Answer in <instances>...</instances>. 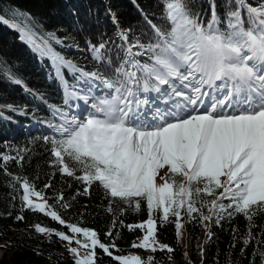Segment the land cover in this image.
I'll return each instance as SVG.
<instances>
[{
	"label": "snow or ice",
	"instance_id": "obj_1",
	"mask_svg": "<svg viewBox=\"0 0 264 264\" xmlns=\"http://www.w3.org/2000/svg\"><path fill=\"white\" fill-rule=\"evenodd\" d=\"M233 2L234 10L227 11L222 20L213 0L211 19L205 24L186 0H163L167 30L145 15L153 32L147 43L139 37L130 40L129 31L118 32L121 44L114 78L87 72L57 52L52 42H63L55 34L38 39L31 28L19 29L20 39L52 63L55 75L50 78L60 83L63 103L69 109L51 106L53 120L47 127L55 133L52 163L68 176H74L75 170L67 161L78 164L82 173L78 179L88 185L98 182L107 196L136 210L142 201L146 203L149 218L127 225L130 231L143 233L131 245L134 249L172 251L157 240L156 212L161 213V225L175 218L178 240L182 211L190 220L193 214L201 221L215 217L217 224L243 214L249 221L244 245L264 239V229L259 238L252 233L254 217L264 214V0L256 5L249 0H228L229 9ZM0 22L8 23L3 17ZM107 47V42H101L89 50L97 63L113 66L111 56H105ZM65 70L78 81L99 82L103 94L70 86ZM8 78L22 83L11 72ZM152 93L163 107L155 106ZM71 101H82L89 109L87 115L71 114ZM44 139L47 142L49 137ZM18 157L4 156L3 160L20 163L23 156L18 153ZM158 176L163 183L156 182ZM13 181V187L20 184L25 208L50 216L72 236L41 225L35 226L36 232H48L88 249L83 258L76 248L70 249L78 256L75 264H95L97 248L116 264H154L153 257L113 255L114 242L105 245L94 230L66 223L27 178L21 182L14 176ZM205 196L213 199H202ZM33 197L44 202H35ZM204 208L210 215H203ZM259 254L264 260V253Z\"/></svg>",
	"mask_w": 264,
	"mask_h": 264
},
{
	"label": "trees",
	"instance_id": "obj_2",
	"mask_svg": "<svg viewBox=\"0 0 264 264\" xmlns=\"http://www.w3.org/2000/svg\"><path fill=\"white\" fill-rule=\"evenodd\" d=\"M212 2L186 0L193 14L199 13L205 24L211 19ZM214 2L217 15L226 20L227 11L234 10V2L232 9L227 7L228 0ZM260 2L249 0L253 5ZM145 15L162 29H168L163 0H0V17L12 20L28 18L30 26L35 29L38 23L46 30H56L58 35L74 36L81 47L78 65L99 71L109 78L115 77L113 67L119 63L120 30L129 31L130 40L139 37L147 43L152 38L153 32L145 22ZM101 42H107L105 56H111L113 66L101 65L93 59L90 45ZM119 55L122 59L123 53ZM47 61L20 39L17 29L0 22V94L7 96L5 99L0 97V264H75L66 241H61L54 234L50 236L48 232L35 231L36 225L64 233L69 232L68 228L42 212L25 208L20 184L16 183L13 187L14 176L20 177L21 182L27 178L34 184L66 223L94 230L105 245L114 242L116 249L111 250L115 254L133 250L131 245L142 235L140 229L130 231L127 225L139 224L149 218L143 201L141 208L136 210L118 198L107 196L98 182L88 185L78 179L82 175L78 164L67 161L75 170V175L62 174L59 165L52 163L55 157L52 155L51 138L55 133L41 125L29 126L31 121L28 117L3 108L6 104L13 108L21 107L24 113H34L33 109L38 108L40 117L48 120L43 100L63 107L57 80L50 78L53 76L52 72H48ZM9 72L22 83L16 84L10 80ZM64 75L66 77L68 73L65 71ZM44 137H49V140L46 142ZM18 153L23 156L20 163L17 162ZM4 156L17 159L5 161ZM60 196L63 200H58ZM202 199L210 201L213 197L205 196ZM64 204L69 207H63ZM121 209L124 211L121 212ZM193 215L195 218L190 220L182 211L186 249L180 238L178 240L175 218L170 217L172 222L161 225V213H155L157 240L172 251L164 249L153 252L151 257L154 264H264L259 254L264 253V239L259 243L253 240L247 247L243 243L249 227V221L243 214H235L231 219L224 218L218 224L213 217L207 228L197 214ZM203 215H210L208 208L203 209ZM254 223L256 227L252 233L259 238L264 229V214L254 217ZM110 230L111 236L108 235ZM95 251V264H116L102 249Z\"/></svg>",
	"mask_w": 264,
	"mask_h": 264
},
{
	"label": "rangeland",
	"instance_id": "obj_3",
	"mask_svg": "<svg viewBox=\"0 0 264 264\" xmlns=\"http://www.w3.org/2000/svg\"><path fill=\"white\" fill-rule=\"evenodd\" d=\"M4 20H6V21H8V24L9 25H12V24H16V25H19V28H17V27H13V28H15V29H17V31L19 32V29L20 28H23V27H25V26H27V27H29L30 26V20L28 19V18H21V17H19V18H17V19H5L4 18ZM38 23L37 24H35V26H36V28L38 27ZM29 28H32V29H35L34 27H32V26H30ZM43 28V27H42ZM45 31H43L42 33H44V35H46V32L47 31H49V30H46V29H44ZM49 32H52V31H49ZM54 33V32H53ZM55 34V36H57V38L59 39V40H61L63 43H61V44H57V43H55L54 41L52 42V44L56 47V49L58 50L59 48L57 47V46H59V47H62V49H59L58 51H60L61 53H63L64 55H65V57L67 58V59H70V60H72L74 63H76L77 64V62H78V60H79V58H80V56H81V52H80V49H81V47L78 45V42H77V40L74 38V36H72V35H64V36H59V35H57V33H54ZM43 35V34H42ZM62 35V34H61ZM45 38H48V36H45ZM57 45V46H56ZM53 46V47H54ZM46 59V58H45ZM46 63H49L48 65H49V67H48V72L50 71V72H52V76L54 77V71L52 70V68H51V65H50V62L49 61H47ZM44 70V69H43ZM85 71H87V72H93V71H91V70H88V69H85ZM78 75V74H77ZM48 78V77H47ZM49 79V78H48ZM50 80V82H51V79H49ZM66 80H67V82H68V84L70 85V86H76V87H78V88H81V89H84L85 91H88L89 89H90V87H89V85H86V84H83L81 81H78L77 80V78H76V76H74L72 73H68V76L66 75ZM57 84H58V88H59V91H60V93H61V102H62V105H63V107H61V108H64L65 110H69L68 109V106H65L64 105V94H63V89H62V87H61V85H60V83L57 81ZM103 89V88H102ZM102 89H100V90H96L94 93H96V94H103L102 93ZM151 95V97H152V99H153V101H154V104H155V106H157V107H163V102H162V100H160V99H156L155 98V96H156V94L155 93H152V94H150ZM0 97H3L2 99H5L7 96H6V94H0ZM44 101V104H45V109L48 111V120L46 119V118H41L40 117V114L39 113H37L38 112V108L37 109H33V111H34V113H31V112H28V113H24V110H23V108H13V106H10V105H8V104H6V105H3V108L4 109H7V110H10V111H13V112H15V113H17V114H21V115H23V116H26V117H28V118H31V124H35V125H37V123H40L42 126H45V127H47V123H49V122H52V120H53V115H52V111H51V106H59L57 103H55V102H52V101H47V100H43ZM73 107L71 108V114L74 112L72 109L75 107V106H77V105H79L80 106V113H79V115L81 116V117H83L84 115H87V112L89 111V109H86L85 108V106L82 104V103H80V104H77V103H70ZM0 107H1V105H0ZM60 107V106H59ZM2 108V107H1ZM34 108V107H33ZM45 120H47V121H45ZM33 122V123H32ZM29 123V122H28ZM27 123V124H28ZM27 124H24L25 126L27 125ZM53 131V130H52ZM167 171V169H164V170H162L161 171V173H160V176H163L164 175V172H166ZM160 176H158L157 177V180H156V182L159 184V183H163L164 182V180L163 179H161L160 178ZM165 179H167V177H165ZM177 179H179V178H177ZM218 192L220 191V190H217ZM35 202H44V201H42V200H37V198L36 197H33L32 198ZM206 216H208V215H206ZM210 221L211 220H209V221H203V224H204V226L207 228L208 227V225H209V223H210ZM181 223H182V225H183V227L180 229V240H181V242H182V244L184 245V247H186V249H187V246H186V244H187V239H186V227H185V224H184V220H183V218L181 219ZM64 233V232H63ZM65 234H67V235H69V236H72V233L69 231L68 233H65ZM143 234V233H142ZM142 236V235H141ZM77 238H79L82 242H83V240H84V238L82 237V236H80V237H77ZM159 242V241H158ZM66 243H67V247H68V249H69V251H70V249L71 248H76L77 249V251H78V253H79V258H83L84 256H86L87 254H88V249H86V248H84V247H81V245L80 244H77V243H75V242H73V243H69V242H67L66 241ZM159 244H161L160 242H159ZM70 253H71V256H72V258L75 260V262H76V260L78 259V256L76 255V254H74L73 252H71L70 251ZM127 254H137V255H140V256H142L143 254H144V259L146 260L148 257H151L152 256V254H153V252L151 251V250H144V252L142 253V251L140 250V249H133V250H130L129 252H127V253H124V254H115V253H113V255H127ZM2 255V252L0 251V256Z\"/></svg>",
	"mask_w": 264,
	"mask_h": 264
},
{
	"label": "bare ground",
	"instance_id": "obj_4",
	"mask_svg": "<svg viewBox=\"0 0 264 264\" xmlns=\"http://www.w3.org/2000/svg\"><path fill=\"white\" fill-rule=\"evenodd\" d=\"M30 27V26H29ZM24 28V27H23ZM32 29V28H31ZM36 34H37V37H38V39L39 38H45L41 33H40V31L39 30H41L42 32L43 31H45L43 28H42V26L39 24L38 25V27H37V29H32ZM19 32H20V30H19ZM50 34H54L53 32H49V31H47L46 32V35L49 37V35ZM57 37V36H56ZM75 38V37H74ZM45 39H47V38H45ZM28 44V43H27ZM29 45V44H28ZM30 46V45H29ZM31 47V46H30ZM52 47H53V45H52ZM32 48V47H31ZM55 48V47H54ZM33 49V48H32ZM55 50L57 51V52H59V53H61L60 51H58L56 48H55ZM62 55H63V53H61ZM64 56V55H63ZM65 57V56H64ZM46 60H48V59H46ZM49 61V60H48ZM50 62V61H49ZM50 65H51V68H52V70H53V67H52V63L50 62ZM54 71V70H53ZM65 76V75H64ZM65 79H66V77H65ZM81 82L83 83V84H86V85H89V87H90V89L93 91V92H95L96 90H100V89H102L103 88V85H101L99 82H96V84H91V83H85L84 81H82L81 80ZM68 83V82H67ZM63 94H64V91H63ZM70 103H77V104H80V103H82L83 104V102L81 101V102H78V101H71ZM74 112L72 113V114H76V115H79V113H80V106L79 105H77V106H75L73 109H72Z\"/></svg>",
	"mask_w": 264,
	"mask_h": 264
}]
</instances>
